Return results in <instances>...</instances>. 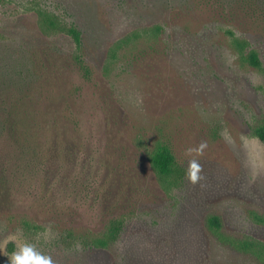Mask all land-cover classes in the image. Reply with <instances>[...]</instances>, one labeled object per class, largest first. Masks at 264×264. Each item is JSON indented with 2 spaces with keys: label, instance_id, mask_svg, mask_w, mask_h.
I'll return each mask as SVG.
<instances>
[{
  "label": "rangeland",
  "instance_id": "obj_1",
  "mask_svg": "<svg viewBox=\"0 0 264 264\" xmlns=\"http://www.w3.org/2000/svg\"><path fill=\"white\" fill-rule=\"evenodd\" d=\"M218 1L0 0V75L24 71L10 89L36 78L33 59L74 49L65 32L40 25V10L78 26L91 69L89 78L72 66L38 69L34 126L45 157L0 137L12 188L0 264L23 243L54 264H264L208 225L217 215L226 234L264 242V141L254 134L264 122V32L240 12L227 16L234 0L225 13ZM236 39L250 45L242 51ZM251 48L261 66L247 60ZM160 143L181 168L172 180L150 162ZM115 219L116 241L90 247Z\"/></svg>",
  "mask_w": 264,
  "mask_h": 264
},
{
  "label": "trees",
  "instance_id": "obj_2",
  "mask_svg": "<svg viewBox=\"0 0 264 264\" xmlns=\"http://www.w3.org/2000/svg\"><path fill=\"white\" fill-rule=\"evenodd\" d=\"M225 1L220 0L218 3L223 9L222 13H225ZM229 3V2H227ZM234 7L231 6L228 15L234 17V13L240 12L239 16L242 14L246 18H253L255 24L261 27L260 32H264V0H234ZM40 16V25L46 30L50 31L52 29L61 30L71 37L74 42V49L71 53L66 55L59 48L56 55H50L47 57V61L42 58L37 57V61L33 59V67H29L32 74L36 72L37 76L32 81H30L25 88L20 86L17 90L13 91L10 89L9 80L14 83L20 84L23 81V70L14 69V73H7L8 78H1L0 83V97H7L3 104L5 108L3 109L2 116L0 117V124L2 129L0 130V137L2 134L10 140V144L14 145L16 148H22L23 152L30 153L35 156L36 160H40L45 157L43 151L39 153L38 146V132L35 129V113L37 106L35 102L36 95L34 94L35 88L38 86L40 80V74H38V69L42 74L44 71L47 73L50 67L51 72L57 67L72 66L78 69L82 74L89 78L91 75V69L88 62L85 59V45L81 30L76 24L63 23L56 15L50 14L47 11L40 10L38 12ZM231 34H234L230 31ZM237 48L246 49L250 45V41L247 39L235 40ZM247 60L254 66H261V60L255 49L251 48L248 54ZM48 63V64H47ZM37 68V70H36ZM30 75V73H28ZM13 76V77H12ZM33 76V75H32ZM41 85L38 86V91ZM16 95V97H15ZM31 119V121H30ZM254 134L264 141V122L254 129ZM48 153L51 154L49 151ZM5 155L0 153V210L7 207L9 204V199L11 196V175L8 173V169L5 164H2L1 158ZM150 162L156 173L166 179L172 180L175 175H179L181 168L178 164L176 156L174 155L171 147L166 143H160L150 154ZM25 224H28L25 222ZM123 220L115 219L109 222L104 236L94 238L89 242L90 247L95 248H108L110 244L116 241L122 230ZM208 225L213 231L218 239L226 244L230 245L234 249L243 253H253L259 256V258L264 261V242L255 240L247 237H235L226 234L221 230L222 222L221 218L217 215L210 216L208 219Z\"/></svg>",
  "mask_w": 264,
  "mask_h": 264
},
{
  "label": "clouds",
  "instance_id": "obj_3",
  "mask_svg": "<svg viewBox=\"0 0 264 264\" xmlns=\"http://www.w3.org/2000/svg\"><path fill=\"white\" fill-rule=\"evenodd\" d=\"M201 147H204V145H201ZM199 171L200 165L195 161H191L188 172V179L191 183L195 184L201 179L198 175ZM9 239L15 240L16 237L10 236ZM8 257V264H54L51 256L44 254L31 243L17 245L16 250Z\"/></svg>",
  "mask_w": 264,
  "mask_h": 264
}]
</instances>
